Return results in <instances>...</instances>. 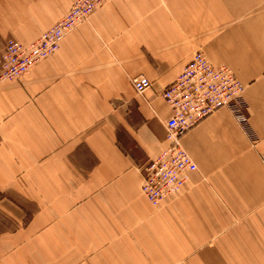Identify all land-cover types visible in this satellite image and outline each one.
I'll return each instance as SVG.
<instances>
[{
	"label": "crops",
	"instance_id": "obj_1",
	"mask_svg": "<svg viewBox=\"0 0 264 264\" xmlns=\"http://www.w3.org/2000/svg\"><path fill=\"white\" fill-rule=\"evenodd\" d=\"M71 1L0 0V61ZM197 50L245 86L250 131L226 108L189 128L197 169L153 206L140 184L167 145L161 93ZM0 215V264H264V0H107L0 82Z\"/></svg>",
	"mask_w": 264,
	"mask_h": 264
},
{
	"label": "built area",
	"instance_id": "obj_2",
	"mask_svg": "<svg viewBox=\"0 0 264 264\" xmlns=\"http://www.w3.org/2000/svg\"><path fill=\"white\" fill-rule=\"evenodd\" d=\"M107 0H72L65 14L34 41L24 44L16 38L6 41L1 52L0 82L16 80L27 74L41 60L56 52L67 32L83 22ZM136 92L151 87L142 75L131 78ZM245 86L227 66L214 65L206 54L195 51L178 76L162 90L171 110L165 120L167 145L142 168L140 190L153 205L181 191L188 173L197 169L181 137L193 125L219 109H228L249 133L244 114Z\"/></svg>",
	"mask_w": 264,
	"mask_h": 264
},
{
	"label": "rangeland",
	"instance_id": "obj_3",
	"mask_svg": "<svg viewBox=\"0 0 264 264\" xmlns=\"http://www.w3.org/2000/svg\"><path fill=\"white\" fill-rule=\"evenodd\" d=\"M10 38H14V37H10ZM10 38H7L6 41H7L8 39H10ZM6 41H5V43H6ZM4 45H5V44H4ZM0 216H1V215H0ZM8 221H9V220H8Z\"/></svg>",
	"mask_w": 264,
	"mask_h": 264
}]
</instances>
